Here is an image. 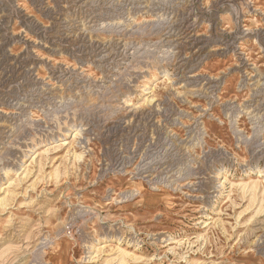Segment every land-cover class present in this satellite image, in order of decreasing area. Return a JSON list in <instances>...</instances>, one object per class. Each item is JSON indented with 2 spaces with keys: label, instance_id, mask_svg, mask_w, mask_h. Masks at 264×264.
I'll list each match as a JSON object with an SVG mask.
<instances>
[{
  "label": "rangeland",
  "instance_id": "1",
  "mask_svg": "<svg viewBox=\"0 0 264 264\" xmlns=\"http://www.w3.org/2000/svg\"><path fill=\"white\" fill-rule=\"evenodd\" d=\"M258 171L264 0H0V264H264Z\"/></svg>",
  "mask_w": 264,
  "mask_h": 264
},
{
  "label": "bare ground",
  "instance_id": "2",
  "mask_svg": "<svg viewBox=\"0 0 264 264\" xmlns=\"http://www.w3.org/2000/svg\"><path fill=\"white\" fill-rule=\"evenodd\" d=\"M74 134H72L73 136V138H75L77 135H78V130L77 129H75L74 131ZM66 144H69L67 141H65V142H63V143H60L59 145H66ZM53 146H50V147H46L45 149H43L42 151H36L37 153H36V155L34 156V158H36V157H38L40 154H43V153H47L51 148H52ZM33 154V153H32ZM75 156H77V157H79V155H75ZM33 158V157H32ZM258 177H263L264 175L262 174V172L261 171H258ZM11 181L12 180H9L8 182H10L11 183ZM241 181V180H240ZM264 181V180H263ZM245 183V182H244ZM243 182L241 183H239V184H244ZM256 188V183H252L251 184V190L253 191V189H255ZM179 242V240H175V241H173L172 243H178ZM104 246H106L105 244H103V243H101V244H98L97 245V249H100V248H102V247H104Z\"/></svg>",
  "mask_w": 264,
  "mask_h": 264
}]
</instances>
